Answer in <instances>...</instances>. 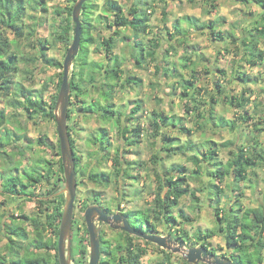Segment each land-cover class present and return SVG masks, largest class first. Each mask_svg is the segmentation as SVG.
<instances>
[{"label": "rangeland", "instance_id": "rangeland-1", "mask_svg": "<svg viewBox=\"0 0 264 264\" xmlns=\"http://www.w3.org/2000/svg\"><path fill=\"white\" fill-rule=\"evenodd\" d=\"M104 1H92L97 4L93 12V20L97 28L92 30L97 42L89 45L87 59L95 63H104L107 60L103 48L98 46V41L107 35L106 22H98L96 19L98 14L103 13ZM118 1L128 10L130 3L135 0ZM146 1L148 6L142 4L141 8L146 9L147 13L150 14L152 32L141 35L138 39H141L146 47H148V41L152 37L161 39V45L157 52L159 60L147 58L143 67L137 66L135 57L138 56L139 47L135 46L136 37L130 28H126L123 31V35L128 38L117 40L116 47L113 50L122 63L125 76L135 77L133 81H137L138 78L142 79L140 85L131 84L124 86V88L117 85L112 95L113 108L126 116L132 114V109L136 103L141 104L139 110L134 113L135 116H139L138 123H140L141 133L138 144H127L126 140L121 138L116 124L112 121L103 120L99 115L100 113L98 115L83 116L80 111L82 99L87 104L94 101L105 104L101 96V89L93 88L87 81L88 76L93 72L95 81L99 83L101 75L98 69L87 66L83 72L85 80L82 84L88 87L86 96L79 98L70 96L71 118L69 124L73 127L72 137L81 161V171L75 173L77 193L74 202L73 220L76 219L80 228L83 227L82 221L84 220L85 207L93 199L101 200L104 205H108L112 209L115 207L124 211L144 209L150 213L154 192L157 187L156 173L172 165H185L191 172L197 167L191 161V155L195 154L199 159H202L203 153L209 147H212L218 150L217 159L215 160L217 165L214 164L206 169L204 168V174L200 175V181H190V185L195 189V195L198 199L194 200L189 194L183 196L180 200V205L173 210L176 220L172 224H174V228L181 230L179 231L180 234L183 232L182 230L186 231L187 239L181 234L185 241L183 242L185 247L205 246L202 245L201 240L197 239V236L214 231L213 237L208 239L211 245H208L207 248L216 256L232 259L230 255L233 253V249L226 245L225 232L220 230L225 223H219L215 212L218 209L221 214H225L226 211H229L230 206L237 208L238 204H241L243 208L255 207L260 204L264 205V61L262 64L257 65L245 62L242 58V53L237 52V46L235 41L231 40L232 38H229L230 40H214L209 29H194L188 25L183 16L197 17L201 23L210 19L221 20V23L216 28L217 30L224 31L225 35L230 31L235 37H243L244 28L251 27L253 22L261 16L263 10L255 2L243 4L238 0H215L216 7L214 9L211 8L207 0H166L165 3L161 0ZM43 4L47 9L46 12L41 10V6H35L32 0H28L26 3L27 9L24 23L36 29L35 38H24L18 42L19 71L13 77L15 86L11 88V95L6 98L0 97V109L5 111L9 119L6 128L10 131L9 138L12 139L4 147L8 154H4L0 160L2 164L0 171L3 169L7 170V172L12 170L14 164L17 163L16 161L24 159V157L26 158V164H24L26 166L30 164L27 158H31V161L45 158L53 162H56L59 158L55 154L54 149L43 148V146L35 142L40 135L46 134L50 142L57 143L58 134L55 120L40 116H36L34 120H29L23 109L18 105H14L13 101H10L12 98L22 99L21 89H30L32 94H36L46 84L47 89L44 92L46 100H49L57 91L56 83L58 72H60L61 68L49 65L39 57L37 52L39 44L36 41L37 39L46 38L48 40L47 56L56 59L62 65L66 53V44L58 40L57 34L61 31V20L66 15H58L57 10L67 4L69 5V2L66 0H43ZM164 5H166L165 8ZM163 8L166 11L165 15ZM208 9L212 12L208 13ZM178 22L183 29L189 30L187 33L188 37L185 42L176 45V50H172L169 48V42H166L168 41L166 40L168 36L166 32ZM35 23L37 24L35 25ZM8 35L13 38L12 33L8 32ZM167 48L169 51H167ZM260 48L264 50V40L260 43ZM185 55L187 57L190 56L196 62L197 74L201 76L197 82L198 87H200L197 95L199 102L196 104L197 109L191 111V113H186L184 110L185 97L182 95V83L184 81L183 78L179 77V74H181L185 79H190L188 68H184L180 64L181 61L184 62V59L181 60V58ZM75 58L70 68L69 78L72 71L74 73L80 71V63L82 61L80 58L77 60ZM156 63L160 64L158 73L155 71ZM168 66L177 68L175 76L165 74L164 69ZM205 67H208L210 71L206 72L204 70ZM218 69H222L224 73ZM239 71H245L247 73L245 77H250L249 84L246 85L251 90L250 102L244 109L237 108L224 101L217 87V84H222L223 88H226L227 94H233L239 98L244 87L237 78ZM118 83H121V80ZM248 94L247 91L243 95L246 96ZM210 95L218 98L219 102L217 104L211 103ZM153 111H161L168 115L182 117V126L185 129L189 128V133L181 130L179 128L181 126L177 128L171 126V124L169 128H163V133L167 132L169 136L176 138V140L172 141L175 147L190 143L194 145V148L185 154L177 153L166 157V152L161 149V145L163 144L164 146V142L160 141L157 132L153 130L151 125L154 117ZM210 111L213 112L214 119L209 120ZM198 112L204 113L205 118H198L196 115ZM228 121L235 123V127L232 130L229 127L230 125L227 124ZM6 128L0 130L1 135L7 132ZM103 129L107 131L106 136L112 142L109 152L101 151L98 144L92 142V139L99 136ZM15 137H18L17 140ZM27 145L31 147L28 148ZM119 147L123 155L121 165L123 168L128 169L129 176L121 175L117 178L115 171L119 166H115L111 159L115 157L116 150ZM240 147L244 148L248 155H257L258 165L248 169L247 178L242 182H236L233 180V175L226 174L220 184L223 192L216 196L211 189L212 183L216 182V178H212L210 173L217 167H223L224 163L232 158ZM21 150L24 152L23 156L20 155ZM156 153L159 154L160 159L154 162L153 155ZM218 161L222 164H219ZM24 165L18 166V169L13 170V172L23 173ZM44 165V163H40L39 168H37L38 177L41 173L45 174V170L42 168ZM207 169L208 171H206ZM90 173H103L101 177L107 178L108 181L95 182L88 177ZM40 179L41 182L38 183L35 189L37 197L41 195L39 193L43 192L46 187H50L44 176ZM204 184H207V187ZM64 186L65 181H60L59 190L50 194L49 197L61 196L62 198L64 196L65 198V193L62 191ZM1 189L2 184L0 182V201L4 202L1 209L7 212V216L0 220V255H3L5 249L2 247L7 243V239L1 233L3 222L8 223V218L12 214L15 216L26 214L29 217H34L38 214V206L33 199L18 200V198L5 196L1 193ZM240 191L242 194H240ZM236 198L239 199L237 203ZM49 205L51 206L52 202ZM181 212L187 214L189 220L181 218L179 216ZM131 213L130 215H133ZM130 217L128 216V220L132 223L134 220L132 217L134 218V216ZM135 218L137 217L135 216ZM18 220L22 221L23 219L19 218ZM149 221L156 223L157 231L152 233L171 236L169 234L171 229L165 223L156 222L151 217H149ZM24 225L26 230L30 232L29 237L31 238L33 233L31 232L30 221H25ZM102 229L104 232L100 237L111 242V249L115 248L117 238L126 237L119 230L109 228L106 225H103ZM80 231L77 228L74 229V232L72 231L77 239L83 237V229L81 228ZM46 233L48 237L50 231ZM73 233L71 234V264H88L89 243L83 242L88 252L85 258L82 259L77 251L76 243L78 241H73ZM133 237L135 242L139 243L140 246H144L147 250V253L142 257L143 264H156L162 261L165 255L162 252V247L150 241L145 243L146 240L139 239L136 236ZM171 237L176 242H181L176 240L173 235ZM28 240H24L23 244L27 245ZM102 246L101 244L99 264H116L114 257L104 254L103 250L105 248H102ZM164 250L170 256L171 264H187L185 262L186 259L180 253ZM6 251L4 254L6 258L3 262L4 264H10L8 262L10 256ZM51 253L53 255L54 250ZM76 260L77 263L75 262ZM53 261L54 259L52 258V264H55ZM197 264L205 263L199 262Z\"/></svg>", "mask_w": 264, "mask_h": 264}, {"label": "trees", "instance_id": "trees-1", "mask_svg": "<svg viewBox=\"0 0 264 264\" xmlns=\"http://www.w3.org/2000/svg\"><path fill=\"white\" fill-rule=\"evenodd\" d=\"M28 0H0V97H8L11 95V88L15 86V81L13 79L14 75L19 71L18 65V42L22 41L24 38H35L36 29L31 28L27 23H24V18L26 16V3ZM69 2V5H65L57 10L58 15L65 14L66 16L62 18L60 24V33L57 34L58 40L66 44V51L70 46L73 38L74 23L72 22V8L76 0H66ZM93 0H86L83 3L82 11L80 13V19L82 23V34L80 39V47L76 60L81 59L80 71L74 73L72 71L69 82H70V96L79 98L81 96H86L88 94V87L84 86L83 72L87 66H92L98 69L99 74L101 75L99 83L95 81L93 72L88 76V83L93 88L101 89V96L105 104H101L99 101H94L93 103L87 104L84 99L81 100L82 104L80 105V111L83 115L88 116L96 114L101 116L105 121H112L118 127L119 134L123 140H126L127 144L136 145L140 139V123L139 116H135V112L141 107L140 103H136L135 107L132 109V114L127 116L123 113L117 111L113 108L112 95L114 88L120 85L122 88L126 85H140L141 78H138L137 81H133L135 77L125 76V70L122 68V63L113 52L116 47V41L119 39H127L123 35V31L126 28H130L134 36L136 37L135 46L139 47L138 56L135 57V62L138 67H143L144 62L147 58L152 60H159L158 49L161 45V39L157 37H152L148 41V47L143 43L141 39H138L141 35L149 34L151 31L150 25V14L147 13L146 9H142L141 5L148 6L146 0H135L130 3L128 10L118 1V0H105L103 13L98 14L96 19L98 22L105 21V27L107 28V35L102 37L98 41V46L102 47L106 57V62L104 63H95L88 61L89 54V45L96 43L97 39L95 38L93 29L97 28L93 20V12L97 7L96 3L92 2ZM165 3L166 0H161ZM196 1V0H191ZM210 3L211 8H215V0H207ZM243 4H249L255 2L260 8H262L261 16L256 19L251 27L244 28L243 37H235L232 32L224 33L222 30H217L218 24L221 20L210 19L209 21L200 22V19L190 15L183 16V19L187 21L188 25L194 29H209L214 40L229 39L235 41L237 46V52L242 53V58L245 62L251 65L262 64L264 61V50L260 48V43L264 40V0H238ZM35 6H41V10L46 12L45 3L43 0H32ZM166 5H164L165 8ZM164 15L166 11H164ZM208 13H211L208 9ZM111 16V18H109ZM32 17V16H31ZM37 23H35L36 25ZM27 27V29H25ZM172 29H168L166 34L168 35L166 42H169V48L176 50V45L181 44L187 40V33L189 30L182 28L181 24L178 22L171 26ZM9 33L13 34V38H10ZM230 40V39H229ZM39 44L38 54L46 63L53 66H58L61 68L58 72V79L56 83L57 91L55 95L51 96L49 100L44 98V92L47 89L45 84L41 90L36 94H32L30 89H21L22 99H10L13 101L14 105L20 106L24 113L27 116V119L34 120L36 116L46 117L52 120H55V105L59 92V88L62 81V65L57 62L56 59L48 57L46 49L48 48V40L46 38L37 39L36 41ZM15 45V46H14ZM167 51L169 49L167 48ZM66 54V53H65ZM184 59V62L181 61V66L188 68L190 79H185L179 74L180 78H183V91L182 95L185 97L184 110L186 113H191L197 109L196 104L199 102L197 95L199 94L200 87H198L197 82L201 78L198 75L197 64L191 59L190 56H184L181 60ZM111 64H110V62ZM113 62V63H112ZM176 67H166L164 69L165 74L169 76H175ZM206 72H209L210 69L205 67ZM222 73V69H218ZM155 71L157 73L160 71V64L156 63ZM245 71H239L237 75L239 82L244 86L241 96L238 98L236 95L227 94L226 88L222 84H217L219 88V94L223 96L224 101L227 103L236 106L237 108L244 109L246 105L250 102L251 90L248 86L250 77L246 76ZM121 80V83H118ZM99 84V85H97ZM248 91V95H243ZM211 103L217 104L219 102L218 98L210 95ZM154 117L151 121L153 130L157 132V136L160 138V141L163 143L161 149L166 152V157H170L177 153L185 154L188 151H191L194 145L187 143L183 146L175 147L172 144L173 140H176L175 137L169 136V134L163 133V128H169L171 126L179 127L181 130L190 132V129H185L182 126V117H176L175 115H168L163 112L153 111ZM197 117L204 119V113L198 112ZM71 118V109H68V130L70 136V143L74 149V160H75V173L81 171L80 169V156L77 154V148L75 146V141L72 137L73 127L69 124ZM209 120L214 119L213 112L209 113ZM223 120V119H221ZM9 119L6 116V113L3 109H0V130L6 128ZM137 122V123H135ZM130 123V125H129ZM128 124V125H127ZM231 130L235 127L233 121H228ZM202 126V125H201ZM7 132L4 135L0 134V160L4 154H8L4 147L8 142H11L12 139L9 138V130L6 128ZM107 131H103L99 136L92 139V142L98 144V147L102 151L109 152V148L112 146V142L106 136ZM126 135V136H125ZM18 137H15L17 140ZM27 138V137H25ZM14 139V140H15ZM6 140V141H5ZM31 142V141H30ZM35 142L38 145L43 146V148L54 149L55 154L59 156L56 162L51 161L50 159L39 158L37 160L31 161V158H27L30 163L28 166L24 165V159H19L14 164L12 170L3 169L0 171V182L2 184L1 193L5 196L12 198H18V200H34L37 202L38 214L34 217H29L26 214L21 215H10L8 218L9 222H3L1 233L7 239V243L4 248L5 251L9 254L8 262L10 264H52V258L54 259L55 264H59L58 252H57V237L59 231V224L62 214V208L65 201L64 196H54L50 198V194L57 192L59 190L60 181L64 180V170L63 164L60 156V146L59 138L57 143L54 144L47 139L46 134L40 135ZM28 148L31 146L27 145ZM122 148V146H121ZM121 148L119 147L116 150L115 157L111 160L115 166H119L115 171V176L118 178L121 175L129 176V171L126 168H123L121 165ZM22 151V150H21ZM218 150L212 147H209L203 153L202 159H199L197 155H191L190 159L194 165H197L191 172H189L188 167L185 165H172L168 168H164L161 172L156 173L157 187L153 196V205L151 211L146 212L144 209H135L127 211L128 216H134L132 219V227L136 231L143 232H156V223L149 221L151 217L156 222L165 223L171 231L169 234L174 236L176 240L185 242L181 234L184 235L187 239V233L185 230L180 234L181 231L179 228H174L176 217L173 215V210L180 205V200L186 194L192 196L194 200H197L198 197L195 195V189L191 187L190 181L201 179L200 175L204 174V168L206 169L210 165H214L215 160L217 159ZM20 155H24L22 151ZM9 156V155H8ZM257 155H248L244 148H239L237 152L233 154V157L230 158L223 167L215 168L210 174L212 178H216V182L212 183L211 189L216 196H219L223 189L220 186L226 174L233 175V180L236 182H242L247 178V173L249 168H253L258 165L256 160ZM261 157V155H259ZM154 162L160 159L158 153L153 155ZM31 161V162H30ZM203 162V163H202ZM40 163H44L45 174L41 173L38 177L37 168H39ZM219 164H222L218 161ZM139 164V163H138ZM23 166V173H14L13 170H17L18 166ZM0 166L2 164L0 163ZM208 171V169L206 170ZM205 171V172H206ZM103 173H90L88 177L95 181L102 183L108 181L107 178L101 177ZM45 178L46 182L50 184V187H46L43 192L37 193L35 191L38 183L41 182V177ZM200 181V180H199ZM207 184H204V186ZM45 188V186H44ZM240 194L242 192L240 191ZM16 202V201H15ZM24 202V201H23ZM52 202L50 206L49 203ZM239 202V199L236 198V203ZM4 205L3 201H0V220L6 215V210L1 209ZM46 205V207H44ZM119 205V204H118ZM86 208V207H85ZM133 215H130V213ZM131 213V214H132ZM241 213V214H240ZM140 215V216H139ZM219 223L224 222L225 225L220 230L224 231L226 245L229 248L233 249V253L230 255L235 264H264V205L260 204L255 207L243 208L241 204H238V207L230 206L229 211H226L225 214H221L217 209L215 212ZM135 216L137 218H135ZM181 218L189 220V216L183 212L179 214ZM23 219L19 221L18 219ZM30 221L32 226L31 232L33 233L32 237H29V231L25 228V221ZM72 224V231L77 228V230L83 229V237L77 239L73 233V241H78L76 243L77 251L80 254L81 258L84 259L86 253L88 252L87 247L83 245V242L89 243L88 240V230L84 220L82 221L83 227L80 228L78 221L74 219ZM78 223V227H77ZM148 224V225H147ZM50 231V235L47 237L46 232ZM81 232V231H80ZM53 234V235H52ZM214 231L206 232L205 234H199L197 236L198 240H201L202 245L208 246L211 243L208 241L209 238L213 237ZM54 236V237H53ZM126 237H121L116 239V246L114 249H111V242L109 240L102 241V248L104 254L111 255L114 257L116 264H143L142 257L147 253V250L144 246H140L139 243L135 242L134 237L125 234ZM28 240V244H23L24 240ZM149 243V241H145ZM54 250L52 255L51 251ZM5 251L3 255H0V264H4L5 260ZM162 252L165 253L161 262L156 264H171V258L166 253V250L162 249ZM77 263V260L75 261ZM187 264H191L185 260ZM80 263V262H78Z\"/></svg>", "mask_w": 264, "mask_h": 264}, {"label": "water", "instance_id": "water-1", "mask_svg": "<svg viewBox=\"0 0 264 264\" xmlns=\"http://www.w3.org/2000/svg\"><path fill=\"white\" fill-rule=\"evenodd\" d=\"M86 0H76L72 8V22L74 23L73 38L68 47L62 63V81L55 105V122L59 138L60 156L64 170L65 201L59 224L57 237V252L59 264H71V234L74 202L77 193V180L75 175L74 149L70 143L68 130V109L70 100L69 72L74 58L80 47L82 23L80 13ZM84 220L89 237L88 264H99L101 256V227L96 220L109 224L114 229H122L129 234H135L146 241L153 242L163 249L180 253L186 261L192 264L203 262L205 264H235L232 259L214 255L207 246L185 247L183 242H176L173 237L158 233L136 231L128 222L127 217L120 214H107L99 205L92 204L84 210Z\"/></svg>", "mask_w": 264, "mask_h": 264}, {"label": "flooded vegetation", "instance_id": "flooded-vegetation-1", "mask_svg": "<svg viewBox=\"0 0 264 264\" xmlns=\"http://www.w3.org/2000/svg\"><path fill=\"white\" fill-rule=\"evenodd\" d=\"M92 204H97V205H99L107 214H109V215H113V214H115V213H117V214H120V213H122V214H124L126 217H127V220H128V214H127V211H124V210H122V209H120V208H118V207H115L114 209H112V208H110L108 205H104L103 203H102V201L101 200H96V199H93V201L89 204V205H92ZM119 204V203H118ZM89 205H87V206H89ZM86 206V207H87ZM119 206V205H118ZM131 218V217H130ZM132 221V220H131ZM128 222H129V224L132 226V223H130V221L128 220ZM96 224H97V226H100L101 227V235L103 234V229H102V226L103 225H106V226H108L109 228H112L109 224H107V223H105V222H103V221H98V220H96ZM116 230H119L120 232H122L124 235L127 233L126 231H124V230H122V229H116ZM141 232H143V231H141ZM129 234V233H128ZM100 235V236H101ZM129 235H131V236H136V237H138L139 239H143V238H141V237H139V236H137V235H135V234H129ZM101 240V244H102V241H103V239L101 238L100 239ZM225 258V257H224Z\"/></svg>", "mask_w": 264, "mask_h": 264}, {"label": "crops", "instance_id": "crops-1", "mask_svg": "<svg viewBox=\"0 0 264 264\" xmlns=\"http://www.w3.org/2000/svg\"><path fill=\"white\" fill-rule=\"evenodd\" d=\"M83 116H85V115H83Z\"/></svg>", "mask_w": 264, "mask_h": 264}]
</instances>
